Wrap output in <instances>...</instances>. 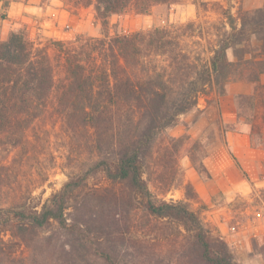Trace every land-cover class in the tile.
Wrapping results in <instances>:
<instances>
[{
	"label": "trees",
	"instance_id": "1",
	"mask_svg": "<svg viewBox=\"0 0 264 264\" xmlns=\"http://www.w3.org/2000/svg\"><path fill=\"white\" fill-rule=\"evenodd\" d=\"M67 1L93 6L96 19L108 26L110 17L130 7L146 15L181 0ZM28 2L2 0L0 145L18 147L53 108L72 140L92 156L88 169L70 176L41 210L0 208V264H122L126 254L130 261L150 260L157 254V234L171 242L174 264H239L228 243L214 236L187 202L155 198L144 167L149 161L157 172L164 169L181 142L169 136L163 145L164 135L198 106L208 86L231 76L253 85L252 93L235 97V110L238 121L250 126L251 138H264L256 124L264 107V7L238 16L225 13L227 24L210 62L195 63L162 28L123 34L114 25V35L106 39H47L40 46L19 29L3 40L1 22L11 4ZM230 50L235 61L228 58ZM197 170L209 174L203 163ZM97 172L111 186L90 189L89 177ZM185 188L188 199L196 198L191 183ZM139 214L146 224L141 225ZM172 226L178 230L174 243ZM136 228H148L153 238L133 239ZM4 234L11 239L5 241ZM16 246L27 248L28 256L19 259Z\"/></svg>",
	"mask_w": 264,
	"mask_h": 264
},
{
	"label": "rangeland",
	"instance_id": "2",
	"mask_svg": "<svg viewBox=\"0 0 264 264\" xmlns=\"http://www.w3.org/2000/svg\"><path fill=\"white\" fill-rule=\"evenodd\" d=\"M59 1L64 11L55 16L47 15L54 20L53 23L42 26L41 23L29 20L12 25L2 21V31L6 34L4 40L11 31L19 29L25 30L28 37L40 46L45 45L47 39L67 43L79 36L106 39L114 35V25H118V30L123 34L162 28L170 32V36L179 43L180 50L189 54L195 63H209L227 24L225 13L231 12L238 16L241 11L264 7V0H181L170 7H155L146 15H139L130 7L122 15L110 17L109 25L103 26L95 17L93 6L76 7L67 0H49L48 5L52 10L60 9L61 6L56 5ZM251 43L256 45L254 37H251ZM228 58L235 61L232 50L228 52ZM165 60L164 57L160 58V64H164ZM61 75V70L57 68V76ZM231 77L227 81L221 80L218 86H208L199 95L198 106L180 116L177 126L164 135L163 142L160 141L167 145L166 139L169 136L181 138L177 149L172 151L171 158H167L168 162L160 172L148 161L144 167V178L157 200L187 202L190 209L199 214L204 226L214 236L228 243L239 264H264V186H256L248 199L228 193L229 189L223 190L226 187L219 185L212 176V173H216L214 160L207 159L216 149L218 153L215 158L219 160L225 156L219 152L224 142L222 130L250 134V126L242 121L222 125V114L231 111V108L235 109L233 96L237 93H252L254 89L252 84L238 76ZM119 117L116 118L117 123ZM206 117L213 120V126L203 130L197 122ZM256 124L264 133V107H259ZM24 139L16 148L0 145V208L26 207L39 211L69 181L70 176L84 173L88 169L92 154L80 148L77 140H72L63 117L53 108L35 123ZM252 140L256 147L264 145L262 137L254 136ZM226 154L230 155L227 151ZM202 163L209 174L201 175L197 170ZM242 176L251 179L250 172L246 170H243ZM259 177L264 178V170L259 173ZM187 183L192 184L196 198H187ZM88 185L90 189L111 186L102 172L91 175ZM142 216L139 214L138 219L144 225L147 219ZM258 230L261 235L254 236ZM170 231L174 243L178 239V230L172 226ZM149 234L154 235L148 228H136L132 238L143 243L153 238ZM157 237V254L150 260L138 258L130 261L126 254L122 264H174L175 258L169 253L172 246H168L171 242L160 234ZM3 238L5 241L11 239L8 234H4ZM125 238L127 240V233ZM28 254L27 248L16 246L19 259Z\"/></svg>",
	"mask_w": 264,
	"mask_h": 264
},
{
	"label": "crops",
	"instance_id": "3",
	"mask_svg": "<svg viewBox=\"0 0 264 264\" xmlns=\"http://www.w3.org/2000/svg\"><path fill=\"white\" fill-rule=\"evenodd\" d=\"M48 2L44 0H29L28 3H13L8 10V17L4 21H8L12 25H16L18 22H28L29 20L41 23L42 26L47 23H53L54 20H51L47 15L52 14V16H55L64 11V9H62L60 1L56 3L57 6H61L60 9L53 8V10L48 5ZM0 11H2V0H0ZM50 11L52 12L49 13ZM5 36V31H1L3 40ZM239 94L250 93H237L236 96ZM236 96H233V98ZM222 116V125L238 122L235 109L231 108V111L224 112ZM198 123L199 126L203 127V130H206L208 126H213V120L210 117L203 118V120L197 122V124ZM222 133L224 142L219 152H223L225 156L221 157L219 160L215 158L218 153L216 149L212 152V156L207 158L214 160L213 166L216 173H212V176L219 182V185L226 187V189L224 188L223 190L229 189V191H227L228 193H233L235 196L240 195L248 199L256 186H264V178L261 179L259 177V173L264 170V145L256 147L253 144L250 134L245 132L231 130L225 132L222 130ZM226 151L229 152L230 155L226 154ZM205 164L208 167V163L205 162ZM243 170L250 172V180L243 178ZM259 235H261V233L258 230L254 236Z\"/></svg>",
	"mask_w": 264,
	"mask_h": 264
}]
</instances>
